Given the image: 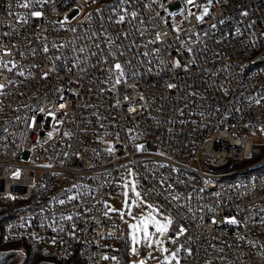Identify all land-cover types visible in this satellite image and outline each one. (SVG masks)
<instances>
[{
    "label": "built area",
    "instance_id": "built-area-1",
    "mask_svg": "<svg viewBox=\"0 0 264 264\" xmlns=\"http://www.w3.org/2000/svg\"><path fill=\"white\" fill-rule=\"evenodd\" d=\"M24 2L0 0V43L13 54L2 58L15 60L25 70V77L14 70L3 71L0 79L5 84L16 81L5 89L6 96H0V199L1 207H7L0 215L2 238L39 241L56 257V264H117V260L102 258L116 257L121 235V225L113 215H103L104 202L108 204L118 191L124 169L130 166L141 192L171 217L170 235L174 237L180 225L187 230L176 239V247L191 249V255L180 251V264H264V249L259 247L264 243V224L260 223L264 219L260 210L264 207V168L258 170L264 159L246 164L254 144L264 141V132L259 130L264 128V102L256 105L249 99L264 95V0H213L203 22L195 17L208 0H195L183 15L178 11L180 0H130L128 4L121 0H50L43 8L18 6ZM123 8L139 14L136 23L148 30L143 37L127 20L115 23L124 14ZM165 9L176 13L174 19L153 28L160 17L167 16ZM37 10L44 16L28 15ZM245 10L248 17L241 14ZM65 15L69 23L61 27L58 22ZM25 16L27 23L19 19ZM250 22H255L251 29L246 27ZM173 24L182 28L181 38L187 40L185 33L191 36L187 45L193 49L191 54L173 43L177 35ZM157 31L164 42L142 47ZM5 32L9 35L4 36ZM104 32L126 53L119 56L113 47L118 59L109 57L107 64L97 62L101 55H108L104 36H93ZM125 32L130 33L127 39L121 35ZM130 41L136 45L131 50ZM97 43L103 53L94 46ZM45 44L48 53L42 51ZM54 44L64 47L54 48ZM154 47L161 49L159 58L151 52ZM144 51L150 52L149 58L141 55ZM93 52L97 55L92 56ZM177 58L182 65L188 63L189 71L172 68L171 61ZM126 60H131V67L125 65ZM159 60L164 64L159 65ZM117 62L124 65L126 74L136 72L137 77L129 76L127 84L122 83L113 95L107 90L110 85L102 83L108 76L103 69ZM53 67L55 71L43 78L42 73ZM169 83L177 87L169 89ZM124 94L128 101L122 99ZM117 99L120 106L113 107ZM61 103L63 109H59ZM129 106L136 111L129 113ZM48 112L56 113L55 120ZM58 120L63 124L55 125ZM54 125L59 131L45 143ZM64 131L72 136H64ZM131 135L137 136L135 141ZM134 143L143 144L146 151H137ZM109 145L115 148L111 155L106 151ZM49 163L51 168L41 167ZM16 169L22 170L19 179L12 178ZM161 179L167 183L161 185ZM73 185L79 187L73 189ZM76 194L79 199L71 203L52 201ZM176 194L182 197L179 202L171 198ZM85 208L90 211L86 213ZM76 212L83 219L74 216L71 222H53V216ZM213 216L218 223H211ZM233 216L242 225L248 220L253 223L225 222ZM73 223L75 238L70 235ZM247 241H255L257 247Z\"/></svg>",
    "mask_w": 264,
    "mask_h": 264
},
{
    "label": "snow or ice",
    "instance_id": "snow-or-ice-1",
    "mask_svg": "<svg viewBox=\"0 0 264 264\" xmlns=\"http://www.w3.org/2000/svg\"><path fill=\"white\" fill-rule=\"evenodd\" d=\"M50 0H25V2L22 5H18L20 7H23L25 9H30L31 7H33L34 5H39L41 8H43V6L47 3H49ZM73 2L75 3V0H73ZM130 2V0H121L122 4H128ZM181 2V7L180 9H178V11L183 15V13L185 12V10L187 9V7L189 5H192L195 3V0H180ZM213 0H208V5L207 6H203L202 8V12L199 16H196L195 18L200 21L203 22L204 21V17L209 15L210 13V8L212 6ZM147 6V5H146ZM160 7H163V4H160ZM77 12H79V9H76ZM97 12H99L100 10L97 9ZM123 13L122 15H118V19L115 21V23L118 24H123L125 23V21L127 20V22L130 24V26L134 27L137 31V34L141 37H143L146 32L148 31L146 28L145 29H141L139 27V25L136 23L137 21V17H138V13L136 11H130L127 8H123L122 9ZM165 11L167 12V16L166 17H160L159 19V23L152 25L153 28H159L162 24H168L170 22V18L174 19L176 13L172 12L170 10L165 9ZM10 16L13 15V13L9 12L8 13ZM242 16L244 17H248L249 16V12L248 11H242ZM28 15H30L31 17H35V18H41L44 16V12L41 10H37V11H31ZM189 15H192L191 12H189ZM157 16H159V13H157ZM21 22L23 23H27L28 19L27 17H20L19 18ZM88 20H91V16L88 17ZM59 25L61 27H64L67 23H69L68 20V16L65 15V17L63 18V20L58 22ZM140 23H143V21L141 20ZM220 23H223V20L220 21ZM255 22H250L246 25L247 28L251 29L253 27V24ZM213 28H215V25H212ZM72 31H75V28L70 29ZM172 30L177 33L175 40L173 41V43H179L181 45V47H183L185 49V51H187L189 54L192 53L193 49L188 47V42L191 41V36L188 35V33H185V35L187 36V40L181 38V36L179 35L182 31V28L180 26H177L175 24H173V28ZM236 33L240 34V29L237 28L236 29ZM4 36H8L9 33L5 32L3 34ZM99 35H103L104 39H105V43H106V48L108 50V55L107 56H103L101 55V58L97 61L98 63H104L107 64L109 57H111L112 59H118V55H117V51L119 53V56H124L126 55V53L122 50V46L120 45H114V42L112 40V38L107 34V32L104 33H93V36H97V38L99 37ZM121 35H123L126 39L129 38L130 33H121ZM163 35H167V32H165ZM205 35H208V33H205ZM119 38V37H117ZM91 39V37H90ZM163 43V39H162V35L159 31L156 32L155 37L153 39L147 40L146 42H142L141 46L147 48V46L149 44L155 45L156 43ZM253 43H255V41H253ZM97 49H99V51L101 53H103L104 49H102L100 47V44L97 43L96 45H94ZM136 46L135 45V41H130L128 48L129 50L132 49V47ZM54 48H59V47H64V45H53ZM115 47L117 49V51H112V48ZM169 47H171V45H169ZM0 48L3 49L2 55H0V79H3V71H7V72H13L14 70H16V75L20 76V77H25V70L23 68V65H19L15 60L13 59H8V60H4L2 58V56H9L11 57L13 54L10 51V49H8L6 46H3L2 43H0ZM42 51L44 53H48L49 52V48L47 47V45L45 44V46H43ZM79 51L81 53H85L86 50L84 48H80ZM177 51L179 52V49H177ZM151 52L155 54V56L157 58H159L161 56V49L160 48H152ZM32 54L35 55V50H32ZM21 55H23V53H21ZM92 56H96L97 53L93 52L91 53ZM143 57L145 58H149L150 57V52L149 51H144L141 54ZM87 55L85 56V59H87ZM138 58V57H137ZM56 59H59V57H56ZM77 59H79V57H77ZM144 61H141V63H143ZM193 63H195V61H192ZM148 63H151V59H148ZM172 63V68L173 69H183L184 71H189V65L187 62H185L183 65L181 64V60L179 58L175 59L174 61H171ZM164 61L163 60H159V65H163ZM125 65H127L128 67H131V60H126L125 61ZM34 67H39V65H35ZM81 71H84V67L80 68ZM51 71H55V67L49 69L48 71H45L42 73V77L43 78H47L49 73ZM68 71H71V69H68ZM103 71L108 73L107 78L102 82L105 85H110V87L107 89L108 91L113 92V95H117L118 94V90H119V86L123 83V84H127V80L129 78V76L133 79H135L137 77V73L136 72H132V73H127L125 72V67L124 65H122L121 63L117 62L114 65H112L111 67L105 68L103 69ZM147 71H151V68L147 69ZM32 73L29 71L28 72V76H31ZM140 75H143V73H141ZM16 81L15 80H8L7 84L5 83H0V96H6L7 92L5 91V89L9 86V85H15ZM167 88L169 89H175L177 87L176 84L174 83H169L166 85ZM105 89H101L100 91L103 92ZM225 93H227V89H224ZM57 92H63V89H57ZM191 95H197V93H191ZM60 99L63 100L64 97L63 95L60 96ZM122 99L124 101H128L129 100V96L127 94H124ZM140 101L144 100V97L141 95L140 96ZM250 101L254 102L256 105H261L262 102H264V95L258 94L257 97L249 98ZM89 105H84V107H88ZM120 106V99L116 100V103L113 105V107H119ZM64 108V104L61 103L59 105V109H63ZM58 109V110H59ZM144 111H147V109H142ZM41 111H43V109H41ZM127 111L129 113L136 111V109L132 106H129L127 108ZM179 111L181 112V114H183V109H179ZM48 115L51 116L53 118V120H55V116L56 113L55 112H48ZM63 115H67V113H63ZM94 115L98 116V113H94ZM200 115H204V113H201ZM153 119H155V117H153ZM63 121L62 120H58L55 121V125H62ZM53 126V131H49L46 134L45 137V143L52 139L54 132L59 131V128L56 126ZM34 125L30 124V127H33ZM100 127L103 128L104 125L100 124ZM204 127H207V125H205ZM259 130L261 132H264V128H259ZM129 133H131L133 130L132 129H128L127 130ZM64 136L67 137H71L72 133L68 132V131H64L63 133ZM105 135H108V133H105ZM115 135H117V137L119 136V133H115ZM139 135V134H138ZM132 141H135L137 136L136 135H131L129 137ZM71 147V145H69ZM133 146L135 147V149L137 151H146L145 146L143 144H133ZM106 151L111 155L114 151L115 148L112 145H109L108 148L106 149ZM161 156L164 155L163 152L159 153ZM160 167H167V165L165 164H161L159 165ZM41 167H47V168H51L52 164H45V165H41ZM21 171L20 169H16L15 171H13L12 173V178L13 179H19L21 176ZM173 171H179L176 168H173ZM55 175V173H54ZM129 176L131 177H135L136 173L132 172L131 170H129ZM121 180L123 181V183L120 185L121 188L123 189L122 195L125 197L123 204L124 207L122 209H115L114 207L110 206L107 204V202H104V208L106 209V211L103 212V215L105 217H109L110 213H117L121 220H124L125 215L127 214L128 218L131 220H134L133 223L129 224V228H130V237H131V252L134 255H139V250H138V245L144 247L146 250L148 249H153L155 248L156 251H159L162 256L163 259L159 261V264H173V261L175 262V264H180V257H179V253L181 250L186 251L189 255H191V249H184L183 245H178L177 246V250L175 252H171L169 253V249L167 247H165L164 245L166 243H176V239L179 238V236H182L186 233V229L180 225L179 226V232L175 233L174 237H167V239H164V237L166 236V234L168 233L171 224L173 223L171 217H167V216H163V213L161 212V210L148 203L147 201L143 200L141 192L137 190V182L135 179H127L125 177H121ZM167 181L165 179H161L160 180V184L164 185L166 184ZM207 183V181H206ZM33 187H35V184L33 185ZM41 187H44V185H41ZM73 189L78 188V185H73L72 186ZM168 190L171 191L172 190V185H168ZM200 192H203V189L199 190ZM129 193H131V195H129ZM217 196H219V193H217ZM8 198L15 200L16 197L15 196H9ZM172 200L179 202L182 197L180 194H176L174 196L171 197ZM191 194H189L188 196V200H190ZM79 199V194L76 195H67V199H61L58 197H53L52 201L54 204H58V205H64L65 203H71L72 201H76ZM141 205L144 206V208L146 209L145 211H142L139 215V217H135L133 215V210L136 208H139ZM261 211H264V207H262L260 209ZM90 209L85 208V212H89ZM201 212L204 211V206H201L200 209ZM208 211L212 212L214 211L211 207H208ZM74 216L76 219H83V217L81 216V214L79 212H76L74 215H60L59 217L53 216V222L55 223L56 220H60V221H67V222H71L74 219ZM157 217H161V218H157ZM200 219H203V217L201 216ZM225 222L226 223H230L233 225H242V222L240 220H237L235 218V216L230 217V218H225ZM211 223L216 224L218 223V221L215 220L214 216L211 218ZM253 221L252 220H248L246 222H244V224L242 226H247L248 224H252ZM261 224H264V219L260 220ZM73 228V232L70 233V235L75 238V234H76V225L73 223L72 225ZM151 229H154L153 231H150ZM58 231H65V229L60 228L58 229ZM109 235H112L111 233H109ZM240 240H245L244 236H239ZM53 243H55V241H53ZM247 243L249 244V246H251L252 248H256L257 244L255 241H247ZM259 247L261 249H264V243L259 244ZM103 259H112V260H117V257H111L109 258L108 256H103ZM154 258L153 257V253L152 251H148L147 252V256L144 259H140L138 261H132L131 264H147V260ZM206 264H212L211 261H207ZM228 264H231V262H228Z\"/></svg>",
    "mask_w": 264,
    "mask_h": 264
},
{
    "label": "trees",
    "instance_id": "trees-1",
    "mask_svg": "<svg viewBox=\"0 0 264 264\" xmlns=\"http://www.w3.org/2000/svg\"><path fill=\"white\" fill-rule=\"evenodd\" d=\"M262 159H264V141L260 140L254 144L252 156L247 161L254 163ZM261 168H264V164L258 167V170ZM1 204H3V201L0 199V215H2L7 209L6 206L1 207ZM1 227L2 225L0 221V264L57 263L56 257L39 241L26 242L20 240H4L1 236ZM130 249L131 238L129 229L127 226L125 228L121 226V235L117 241L115 249L117 264H131Z\"/></svg>",
    "mask_w": 264,
    "mask_h": 264
},
{
    "label": "rangeland",
    "instance_id": "rangeland-1",
    "mask_svg": "<svg viewBox=\"0 0 264 264\" xmlns=\"http://www.w3.org/2000/svg\"><path fill=\"white\" fill-rule=\"evenodd\" d=\"M250 163H251V161H247L246 162V164H250ZM129 170H131L133 172L132 167H130V166L126 167L124 169L123 177H125L127 179H135L136 180L135 177H131V176L128 175L129 174ZM122 183H123V181L121 180L119 182V185H118V191L116 192L114 197L110 199V201L108 203V205H110V206H112V207H114L115 209H118V210L122 209L124 207L123 201H124L125 197L122 195L123 189L120 186ZM137 190L141 192L139 187H137ZM129 195H131V193H129ZM141 195H142L143 200H145L148 203L152 204L142 192H141ZM145 210L146 209L144 208V206L141 205L139 208H136V209L133 210V215L138 218L140 213L142 211H145ZM111 214L120 223V225L123 228H125L127 226L128 229H129V233H130L129 224L133 223L134 220L129 219L127 214L125 215L124 220H121L120 216L117 213H115V212H113ZM163 216H165V215L163 214ZM157 218L159 219L161 217H157ZM153 230L154 229L150 228V231H153ZM167 237H172L170 235V229H169L168 233L166 234V236L164 237V239H167ZM131 246H132V243H131ZM164 246L169 249V253L175 252L177 250L176 243L173 244V243L169 242V243H166ZM138 250H139V255L137 256V255L132 254L131 249H130L131 262L132 261H138L140 259H144L147 256V252L148 251H152L154 258L148 259L147 260V264H159V261L163 259L162 254L159 251H156L155 248L146 250L144 247L138 245ZM173 264H175L174 261H173Z\"/></svg>",
    "mask_w": 264,
    "mask_h": 264
},
{
    "label": "clouds",
    "instance_id": "clouds-1",
    "mask_svg": "<svg viewBox=\"0 0 264 264\" xmlns=\"http://www.w3.org/2000/svg\"><path fill=\"white\" fill-rule=\"evenodd\" d=\"M236 143H238V144H239V143H240V141L238 140V141H236Z\"/></svg>",
    "mask_w": 264,
    "mask_h": 264
}]
</instances>
